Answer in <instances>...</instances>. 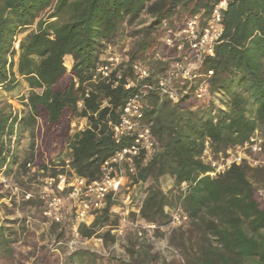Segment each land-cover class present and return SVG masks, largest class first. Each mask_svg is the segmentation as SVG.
Instances as JSON below:
<instances>
[{"label": "trees", "instance_id": "obj_1", "mask_svg": "<svg viewBox=\"0 0 264 264\" xmlns=\"http://www.w3.org/2000/svg\"><path fill=\"white\" fill-rule=\"evenodd\" d=\"M219 1L0 0V88L12 91L22 78L30 89L27 115H0V169L8 159L16 160L7 139L18 124L25 125L34 139L29 156L19 164L22 186L38 188L43 179L61 174L100 179L104 162L133 143L132 137L118 139L112 131L126 102L139 89H126L135 80L133 63L146 62L145 51L161 44L164 22L181 30L188 20L201 15L203 27ZM144 11L151 21L137 47L108 78L94 80L120 25ZM33 26L17 49L18 37ZM223 26L214 54L199 66L201 78L188 86L177 103L158 92L149 94L143 112L152 124L156 152L147 163L137 160V172L131 178L136 184L151 182L140 208L144 221L166 224L168 209L180 208L189 215V228H178L171 239L185 264H264V198L260 194L264 166L233 164L211 177L207 173L213 168L203 159L207 149L217 159L243 146L257 131L264 138V0H231ZM67 56L74 61L70 71L66 68L70 63L65 66ZM166 56V62L154 67L148 63L153 77L180 55L169 50ZM209 72H213L210 77ZM204 80L208 96L198 100L195 92ZM75 118H85L88 124L71 134ZM165 177L173 182L168 193L161 186ZM115 204L109 199L90 225L79 227L78 236L98 238L106 246L115 244L113 231L122 220L111 212ZM62 226L51 227L59 240L64 235ZM22 230L28 246L36 249L38 264H61L57 255L38 247L30 229ZM9 232L0 226V264H25L28 253L12 246ZM127 252L130 259L121 264L157 260L137 235L129 238ZM97 261L95 254L80 250L65 264Z\"/></svg>", "mask_w": 264, "mask_h": 264}, {"label": "built area", "instance_id": "obj_2", "mask_svg": "<svg viewBox=\"0 0 264 264\" xmlns=\"http://www.w3.org/2000/svg\"><path fill=\"white\" fill-rule=\"evenodd\" d=\"M230 1L220 0L216 3L203 27H200L201 15L188 20L181 30H174L169 22L163 23L164 36L159 47L152 53L153 59L157 62H166V53L169 50H175L180 56L179 60L171 62L164 71L154 77L151 75L149 61L148 63L138 61L133 63L135 80L128 83L126 89L137 86L139 89L123 107L119 123L112 126L116 138L129 136L133 138V143L117 151L104 162L101 167V178L98 180L89 181L87 178L74 176L68 182L64 174L59 175L56 179L50 178L43 197L47 203L46 216L59 222L66 199H72L77 203V219L86 225L91 224L96 215L107 207L109 199L116 203L111 209L112 213L119 214L123 211V208L118 205L119 194L129 178L136 174L137 160H143L144 163H147L156 152L157 143L152 135V124L145 118L143 112L149 94L158 92L161 97L177 103L186 94L188 86L201 78L198 72L199 66L207 56L214 54L215 45L223 37V14ZM125 59L123 56L113 53L111 46H107V57L98 66L94 80L97 77L108 78L125 62ZM212 74L213 72H209L208 77ZM207 96L208 86L204 80L199 84L195 98L202 100ZM78 106L82 109L83 103L79 102ZM80 119L87 121L85 118ZM87 124L86 122L85 126L78 131L85 129ZM236 148L260 153L263 149V139L257 131L248 142ZM227 154V158L222 157L221 154L220 159L215 160L210 150L207 149L203 159L213 168V171L207 175L217 177L231 165L242 163V156L232 154V149ZM133 200L131 193H128L124 197L123 203L131 205ZM139 211H134V213ZM168 211L170 220L166 224L148 223L146 221L130 224L134 227L135 233L141 241L152 244L157 243L156 233L161 232L162 249L169 250V252L180 257L178 251L169 245V238L175 230L188 224L190 217L180 208L168 209ZM122 221L127 223V218H122ZM123 232L120 226L115 230L118 235H122Z\"/></svg>", "mask_w": 264, "mask_h": 264}, {"label": "rangeland", "instance_id": "obj_3", "mask_svg": "<svg viewBox=\"0 0 264 264\" xmlns=\"http://www.w3.org/2000/svg\"><path fill=\"white\" fill-rule=\"evenodd\" d=\"M151 21L147 11H144L135 19L125 20L119 27L116 37L110 42L108 46H111V51L117 55L127 57V54L131 53L138 45L140 39L144 35V30ZM35 29V26L30 28L28 32L20 35L17 39L16 48H19L20 40L30 31ZM159 47V46H158ZM157 47L154 46L145 51L146 62L154 67L157 65V61L153 59L152 53ZM18 56L16 57V60ZM138 62L142 63V59ZM70 63V66H66ZM72 58H65V66L70 71L73 66ZM30 89L24 79L19 78V83L12 91H6L0 88V115L12 114L17 115L19 118L24 117L29 112V108L26 106L27 97ZM87 121L80 118H75L71 122L70 133L73 134L85 126ZM41 123L38 122L37 129H39ZM263 139L264 138L259 133ZM1 136V135H0ZM3 138V135H2ZM7 139V138H6ZM11 140V151L16 160L8 159V164L0 169V226L6 227L9 233L12 234L11 244L25 253H28L29 260L25 264H38L36 249L29 247V241L25 238L23 228H28L34 233V238L38 247H43L45 251L57 255L61 264L67 262V258L73 253L83 250L93 253L98 258L97 264H121L129 261V255L127 248L129 246V238L136 236L135 229L130 223H136L142 221L145 222L140 216V207L142 201L145 198V189H147L151 182L134 183L132 178H129L126 185L119 194L118 205L123 208V211L119 212L120 218H127V223L121 220L120 227L123 229V234L118 235L113 231V234L117 235L118 241L115 244L106 246L102 240L98 238L81 239L78 236V230L83 223L79 222L76 216V205L74 200L66 199L63 210L61 211V220L59 222L49 218L45 215L47 210V203L44 197L45 187L48 185L49 177L43 179L42 184L37 188H28L22 186L19 183V164L24 161L30 154L31 145L34 141L28 128L23 125H16L15 132L11 135L7 141ZM38 141V138L35 139ZM232 154L242 156V163L247 164L252 168L264 166V150L260 153H253L249 150L232 149ZM228 154L222 155L227 158ZM221 156L217 158L220 159ZM213 159L214 156H213ZM216 160V159H215ZM241 163V164H242ZM66 175L68 182L71 181L73 176ZM161 186L164 192L168 193L173 189V182L170 178H163L161 180ZM128 193H131L134 198L131 205H126L124 197ZM261 196L264 198V189L260 191ZM139 211L136 216H132L131 213ZM54 224H63L62 233L63 237L59 240L57 235L52 234L51 227ZM86 225V224H85ZM90 225V224H89ZM163 225V224H162ZM118 226V227H119ZM117 227V228H118ZM182 231H186L189 225L182 226ZM176 231V230H175ZM174 231V232H175ZM169 238V245L178 251L179 256L169 252V250L162 249V234L156 233L158 241L156 244L147 242L150 247V254L156 256L157 260L151 264H162L164 262L170 263L172 260L185 264L182 254L171 243L173 234ZM70 264V263H69Z\"/></svg>", "mask_w": 264, "mask_h": 264}, {"label": "crops", "instance_id": "obj_4", "mask_svg": "<svg viewBox=\"0 0 264 264\" xmlns=\"http://www.w3.org/2000/svg\"><path fill=\"white\" fill-rule=\"evenodd\" d=\"M68 58H72L71 56H67Z\"/></svg>", "mask_w": 264, "mask_h": 264}]
</instances>
